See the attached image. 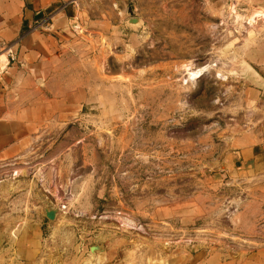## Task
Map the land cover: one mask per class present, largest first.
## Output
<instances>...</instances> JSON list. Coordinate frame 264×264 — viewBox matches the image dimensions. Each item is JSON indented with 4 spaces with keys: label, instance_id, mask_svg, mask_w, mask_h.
<instances>
[{
    "label": "rangeland",
    "instance_id": "374dc122",
    "mask_svg": "<svg viewBox=\"0 0 264 264\" xmlns=\"http://www.w3.org/2000/svg\"><path fill=\"white\" fill-rule=\"evenodd\" d=\"M261 8L88 0L70 18L29 88V169L72 199L74 264H264Z\"/></svg>",
    "mask_w": 264,
    "mask_h": 264
},
{
    "label": "crops",
    "instance_id": "0c3cea01",
    "mask_svg": "<svg viewBox=\"0 0 264 264\" xmlns=\"http://www.w3.org/2000/svg\"><path fill=\"white\" fill-rule=\"evenodd\" d=\"M87 1L0 0V264H74L78 254L80 244L66 242L75 230L63 222L72 199L47 189L29 169L35 116L29 108L34 98L28 94L45 61L61 50L71 32L70 18L73 28L80 27ZM39 13L43 18L36 22ZM48 204L57 208L55 221L45 216ZM208 264L236 263L212 259Z\"/></svg>",
    "mask_w": 264,
    "mask_h": 264
},
{
    "label": "water",
    "instance_id": "95a60500",
    "mask_svg": "<svg viewBox=\"0 0 264 264\" xmlns=\"http://www.w3.org/2000/svg\"><path fill=\"white\" fill-rule=\"evenodd\" d=\"M43 18V14L42 13H39L37 16H36V22H38L39 20H41ZM129 23L130 24H138L139 23V21L137 20V19H131L130 21H129ZM56 208H53V207H49V206H47V207H45V216H46V218L47 219H49V220H55V218H56ZM2 242H3V239H2V236L0 235V246H1V244H2ZM98 249V247L97 246H92L91 247V251L93 252L94 250H97Z\"/></svg>",
    "mask_w": 264,
    "mask_h": 264
},
{
    "label": "built area",
    "instance_id": "2783aa9c",
    "mask_svg": "<svg viewBox=\"0 0 264 264\" xmlns=\"http://www.w3.org/2000/svg\"><path fill=\"white\" fill-rule=\"evenodd\" d=\"M9 56L10 57H12L13 56V54H12V52L9 50Z\"/></svg>",
    "mask_w": 264,
    "mask_h": 264
}]
</instances>
